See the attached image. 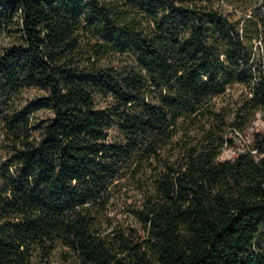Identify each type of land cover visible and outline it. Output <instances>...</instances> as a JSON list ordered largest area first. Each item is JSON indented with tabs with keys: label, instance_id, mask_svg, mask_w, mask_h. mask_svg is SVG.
<instances>
[{
	"label": "trees",
	"instance_id": "1",
	"mask_svg": "<svg viewBox=\"0 0 264 264\" xmlns=\"http://www.w3.org/2000/svg\"><path fill=\"white\" fill-rule=\"evenodd\" d=\"M229 1L0 0V264H264V131L221 158L264 0Z\"/></svg>",
	"mask_w": 264,
	"mask_h": 264
},
{
	"label": "rangeland",
	"instance_id": "2",
	"mask_svg": "<svg viewBox=\"0 0 264 264\" xmlns=\"http://www.w3.org/2000/svg\"><path fill=\"white\" fill-rule=\"evenodd\" d=\"M227 10H230L233 13L240 14L241 12L237 10V8H234L235 5L234 3L230 2L229 0H218ZM236 92H241L243 91V88L241 86L236 87ZM100 102H103L102 100H99ZM255 130H261L264 131V111L258 112L252 121V124L249 126V128L246 130V135L243 136L242 134L238 133V139L235 141V144L232 146H227L224 148V150L221 153V158L222 159H230L234 156V154L241 150L242 148V141L241 138L243 137L246 142H249L250 137L252 133ZM117 219H122L125 216V212H122V210H115Z\"/></svg>",
	"mask_w": 264,
	"mask_h": 264
}]
</instances>
